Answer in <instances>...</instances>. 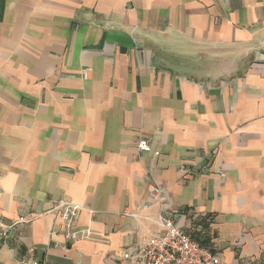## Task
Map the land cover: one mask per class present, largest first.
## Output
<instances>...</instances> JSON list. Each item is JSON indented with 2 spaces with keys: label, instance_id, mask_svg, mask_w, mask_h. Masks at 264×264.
<instances>
[{
  "label": "crops",
  "instance_id": "crops-1",
  "mask_svg": "<svg viewBox=\"0 0 264 264\" xmlns=\"http://www.w3.org/2000/svg\"><path fill=\"white\" fill-rule=\"evenodd\" d=\"M150 181L219 264H264V0H0V217L30 220L0 264H127Z\"/></svg>",
  "mask_w": 264,
  "mask_h": 264
},
{
  "label": "built area",
  "instance_id": "built-area-1",
  "mask_svg": "<svg viewBox=\"0 0 264 264\" xmlns=\"http://www.w3.org/2000/svg\"><path fill=\"white\" fill-rule=\"evenodd\" d=\"M139 152H153L145 138H140L137 144ZM155 156L158 152H153ZM206 159L200 162L202 171L205 169ZM146 194L160 208L156 224L161 232L153 236H142L132 246H126L122 259L127 264H219L220 260L209 248L203 246L191 234L177 223L180 212H172L169 208L166 190L156 182L150 181L146 185ZM148 204L136 205L135 212L142 211ZM52 209L57 212L59 224L64 230L67 240L72 238L73 228L81 211V206L67 200H59ZM126 213H130L125 211ZM30 220L20 217L13 222H7L0 217V248L9 246L15 239L19 225ZM13 264H40L33 249H28L22 256L15 259Z\"/></svg>",
  "mask_w": 264,
  "mask_h": 264
},
{
  "label": "trees",
  "instance_id": "trees-1",
  "mask_svg": "<svg viewBox=\"0 0 264 264\" xmlns=\"http://www.w3.org/2000/svg\"><path fill=\"white\" fill-rule=\"evenodd\" d=\"M191 236H192L194 239L200 241V239H199L195 234H192V233H191ZM200 242H201L202 244H205V241H200Z\"/></svg>",
  "mask_w": 264,
  "mask_h": 264
},
{
  "label": "rangeland",
  "instance_id": "rangeland-1",
  "mask_svg": "<svg viewBox=\"0 0 264 264\" xmlns=\"http://www.w3.org/2000/svg\"><path fill=\"white\" fill-rule=\"evenodd\" d=\"M193 63H195L194 61H190V64H193ZM199 241V240H198ZM201 241V240H200ZM199 241V242H200ZM201 243V242H200ZM202 244V243H201ZM203 246H205L204 244H202ZM206 247V246H205Z\"/></svg>",
  "mask_w": 264,
  "mask_h": 264
}]
</instances>
